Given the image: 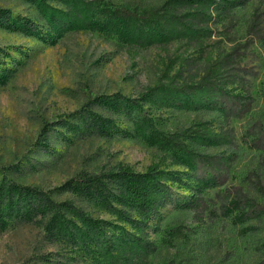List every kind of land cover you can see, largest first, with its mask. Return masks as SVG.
<instances>
[{
    "label": "rangeland",
    "instance_id": "1",
    "mask_svg": "<svg viewBox=\"0 0 264 264\" xmlns=\"http://www.w3.org/2000/svg\"><path fill=\"white\" fill-rule=\"evenodd\" d=\"M112 1L144 8L166 0ZM46 2L48 7L37 0H0V264H108L94 243L71 242L64 232L52 236V214L40 224V216L27 220L30 203L17 201L11 183L72 200L134 232L106 203L86 200L67 182L79 172L107 171L119 163L144 172L158 161L175 178L171 201L149 228L155 250L148 264H264V194L249 179L255 172L264 183V149L256 142L264 131V37L244 50L243 68L227 85L247 102L241 115L226 118L220 108L184 104L131 105L142 103L144 87L163 78L164 70L197 79L208 62L245 42L248 22L264 0H241L218 16L201 44L177 40L137 53L114 35L64 29L53 9L64 10L65 0ZM99 96L112 104H97ZM88 111L112 120L108 133L89 126ZM199 122L229 142L200 145L185 135V150L170 153L151 140L154 131L183 135ZM197 149L225 161L220 181L195 171L201 165L193 157ZM66 215L70 226L81 227L77 216ZM175 226L185 236L163 244Z\"/></svg>",
    "mask_w": 264,
    "mask_h": 264
},
{
    "label": "trees",
    "instance_id": "2",
    "mask_svg": "<svg viewBox=\"0 0 264 264\" xmlns=\"http://www.w3.org/2000/svg\"><path fill=\"white\" fill-rule=\"evenodd\" d=\"M37 1L42 6H49L46 0ZM240 2L166 0L161 5L139 8L112 0H65V9H53V13L64 29H90L114 35L130 52L137 53L154 45H167L177 40L201 44L212 33L211 23L218 16L229 14ZM246 32L245 42L236 43L229 52L208 62L197 79L193 76L186 78L181 71L169 75L168 69L164 70L163 78L152 86L144 87L140 96L142 103H131L132 107L142 109L144 103L159 106L184 104L193 108H220L226 113V118L241 115L247 108V102L243 101L241 95L231 92L227 85L236 82L237 69L243 68L239 64L241 56L245 54L244 50L254 39L264 37V8L252 15ZM95 100L104 106L112 104L104 96ZM88 113L86 118L95 132H109L111 119L93 111ZM185 135L193 137L200 145L229 142V137L215 133L203 122L194 124L183 135H166L154 131L151 140L162 151L168 150L171 153L185 150ZM256 142L258 148L264 149V131L259 134ZM44 144H47L46 141ZM193 157H198V162H201L199 167L193 166L201 177H211L217 181L221 179L220 169L224 165L220 167V162L225 164L223 159L216 161L217 158L199 149L193 151ZM165 168L158 161L152 163L146 171L140 172L130 165L119 163L107 171L79 172L67 182L68 189L74 190L86 200L106 203L110 210L118 212L119 218L132 224L134 232H129L125 226H119L111 219L94 216L83 207H77L72 200L59 201L36 186L11 183L9 190L19 194L17 201L20 203H30V207L25 208L27 216H31L27 220L40 216V221H36V224H40L43 218L52 214L48 222L52 236L64 232L71 242H92L101 250L108 264H148L147 258L155 250L149 241V228L158 211L172 198L170 182L175 178V172ZM249 179L264 194V183L260 176L251 172ZM194 204L197 206L199 203ZM10 205L16 206V202L11 201ZM64 210L65 213L61 214ZM68 212L78 217L81 227L75 223L69 225L70 221L66 218ZM184 236L185 229L175 226L163 236L162 243L171 245L175 239Z\"/></svg>",
    "mask_w": 264,
    "mask_h": 264
}]
</instances>
